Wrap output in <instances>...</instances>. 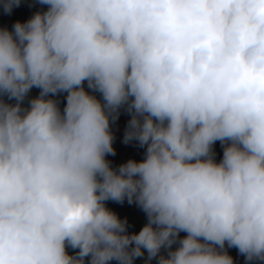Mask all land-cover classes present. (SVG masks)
Segmentation results:
<instances>
[{
	"label": "clouds",
	"instance_id": "clouds-1",
	"mask_svg": "<svg viewBox=\"0 0 264 264\" xmlns=\"http://www.w3.org/2000/svg\"><path fill=\"white\" fill-rule=\"evenodd\" d=\"M39 3L0 28V264H264V0Z\"/></svg>",
	"mask_w": 264,
	"mask_h": 264
},
{
	"label": "trees",
	"instance_id": "trees-1",
	"mask_svg": "<svg viewBox=\"0 0 264 264\" xmlns=\"http://www.w3.org/2000/svg\"><path fill=\"white\" fill-rule=\"evenodd\" d=\"M3 0H0V28H8L9 30L12 29V25L17 22H24L27 19H29L36 11H44L47 8V5H41L39 3V0H21L20 5L18 7H13L10 13H5L3 10ZM86 87V85H85ZM39 90L38 89H32L30 90L29 96L34 97L38 95ZM64 95L63 93L58 94L57 98L59 99L60 105L63 106L64 104ZM97 96L99 94L97 93ZM144 147H140L137 144L136 152L134 155L129 157L128 159H134L136 161H139L143 159L144 156ZM215 152V158L217 161L222 157L223 147L214 150ZM127 159V160H128ZM106 207L111 209L112 211L121 208L126 207V219H127V232L129 233H136L140 230V228L143 226V224L146 222V216L145 213L133 202L129 204L127 200L124 202H116L112 200H108L105 202ZM180 237H183L186 235V233L181 232ZM176 245H173L175 247ZM69 254L74 253V249L67 248L66 249ZM228 253L233 257L234 264H246L244 257L240 255L236 248H227L226 249ZM146 257V253H145ZM145 257H139L136 258L133 262V264H145ZM110 264H117L116 261H111ZM151 264H156L155 259L152 260Z\"/></svg>",
	"mask_w": 264,
	"mask_h": 264
},
{
	"label": "rangeland",
	"instance_id": "rangeland-1",
	"mask_svg": "<svg viewBox=\"0 0 264 264\" xmlns=\"http://www.w3.org/2000/svg\"><path fill=\"white\" fill-rule=\"evenodd\" d=\"M60 107L62 108L63 106L60 105ZM129 118H130L129 115L123 110H121L118 118L115 120L114 123L111 124V130L114 136L113 148L115 150V153L114 155L113 154L107 155L106 159L110 161V165L113 168H116L120 164L126 162L127 159L132 155H134V153L136 152L137 143L135 141H130L128 143H124L123 141L124 131ZM221 146L222 145L220 144V142L216 141L215 144L213 145V150H216ZM114 212L120 218L122 219L126 218V207L123 206L121 208H118L114 210ZM75 251L76 250H74V252Z\"/></svg>",
	"mask_w": 264,
	"mask_h": 264
}]
</instances>
